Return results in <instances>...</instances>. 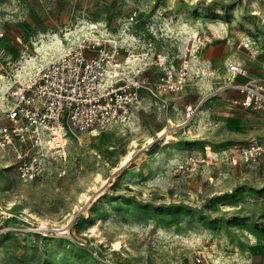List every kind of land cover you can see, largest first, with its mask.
<instances>
[{
    "label": "rangeland",
    "instance_id": "374dc122",
    "mask_svg": "<svg viewBox=\"0 0 264 264\" xmlns=\"http://www.w3.org/2000/svg\"><path fill=\"white\" fill-rule=\"evenodd\" d=\"M259 1L0 0L8 78H27L26 60L56 36L66 48L95 34L150 59L166 54L178 71L190 65L186 87L163 94L165 106L148 101L125 124L69 133L66 159L49 152L32 180L0 147V264H264V157L228 161L250 136L264 141V119L233 106L234 92H215L229 62L264 79ZM2 85L0 114L11 105ZM162 129L172 137L165 144ZM190 154L196 169L175 172Z\"/></svg>",
    "mask_w": 264,
    "mask_h": 264
},
{
    "label": "built area",
    "instance_id": "2783aa9c",
    "mask_svg": "<svg viewBox=\"0 0 264 264\" xmlns=\"http://www.w3.org/2000/svg\"><path fill=\"white\" fill-rule=\"evenodd\" d=\"M135 15L130 14L127 22L132 24ZM3 36L0 30V39ZM93 36L77 39L25 79L5 75L10 61L5 46L0 45V76L8 78L11 100L0 114V147L12 152L22 181L32 180L43 171L51 151L66 159L69 133L104 131L113 124H125L148 101L165 106L163 94L184 90L190 79L188 60L178 71L166 54L150 59L130 43L121 45L116 39ZM244 47L252 55L259 52L255 40H249ZM152 67L161 70L156 77L150 75ZM226 70L227 79L215 92L236 93L230 100L233 106L264 119V79L250 76L248 68L238 62H229ZM195 108L193 104L186 105L187 115ZM209 152L203 161H210ZM261 157L264 141L251 136L244 145L231 147L228 161L236 166ZM199 162L190 154L176 163L174 171L194 170ZM196 260L201 261L200 257Z\"/></svg>",
    "mask_w": 264,
    "mask_h": 264
},
{
    "label": "bare ground",
    "instance_id": "6f19581e",
    "mask_svg": "<svg viewBox=\"0 0 264 264\" xmlns=\"http://www.w3.org/2000/svg\"><path fill=\"white\" fill-rule=\"evenodd\" d=\"M93 27H95L93 25ZM188 32V30L186 31ZM194 32V31H193ZM76 34V33H75ZM78 38V37H77ZM48 42V43H47ZM45 42V44L43 45L42 49L47 46V49H44V54L42 55L41 58L37 57H31L28 58L26 60V66L25 71L27 72V74H31L33 71H36L37 69H39L44 63L51 61L52 59H54V56H60L65 48V44L64 41L62 39H60L59 37L56 36L55 40H52V42L49 43V41ZM42 46V45H41ZM41 48V47H40ZM24 64V63H23ZM23 71V70H22ZM21 71V72H22ZM25 74V73H24ZM19 76V75H18ZM27 76V75H26ZM20 77V76H19ZM23 77V76H22ZM6 77L4 75L0 76V83L3 82V84H5V86H7V84L3 81V79H5ZM24 78V77H23ZM8 82V81H7ZM9 85V84H8ZM5 90L4 85L0 86V93L3 94ZM7 90H8V86H7ZM1 97V96H0ZM171 124L173 126H178L181 125L177 124L175 122H173L171 120ZM96 133V132H95ZM158 136H164L166 135V140L164 142V144L167 142V138H172L170 134H167V130L166 129H162L158 132L157 134ZM135 144V143H134ZM127 160V159H126Z\"/></svg>",
    "mask_w": 264,
    "mask_h": 264
},
{
    "label": "crops",
    "instance_id": "0c3cea01",
    "mask_svg": "<svg viewBox=\"0 0 264 264\" xmlns=\"http://www.w3.org/2000/svg\"><path fill=\"white\" fill-rule=\"evenodd\" d=\"M252 1H254V0H252ZM258 8H259V9H263V8H264V5H263L260 1H259ZM235 94H236V93H234V95H235ZM234 95H233V96H234ZM240 109H241V108H240ZM242 110H243V109H242ZM243 111H245V110H243ZM246 112H248V111H246ZM248 113H250V112H248ZM243 123H244V122H239V124H243ZM250 137H251V136H250ZM250 137H249V138H250Z\"/></svg>",
    "mask_w": 264,
    "mask_h": 264
}]
</instances>
